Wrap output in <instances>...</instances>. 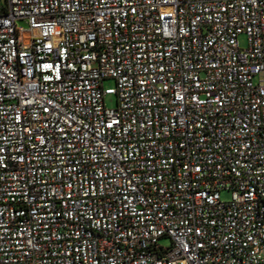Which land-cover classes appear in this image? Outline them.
Instances as JSON below:
<instances>
[{"label": "built area", "instance_id": "obj_1", "mask_svg": "<svg viewBox=\"0 0 264 264\" xmlns=\"http://www.w3.org/2000/svg\"><path fill=\"white\" fill-rule=\"evenodd\" d=\"M6 2L0 264H264V0Z\"/></svg>", "mask_w": 264, "mask_h": 264}, {"label": "rangeland", "instance_id": "obj_2", "mask_svg": "<svg viewBox=\"0 0 264 264\" xmlns=\"http://www.w3.org/2000/svg\"><path fill=\"white\" fill-rule=\"evenodd\" d=\"M239 44L242 49H246L248 46V40L246 35H241L239 37ZM104 88L106 90H115L116 89V81L113 79H108L104 81ZM105 106L110 109H115L118 106V97L113 95H108L105 97ZM231 197V194L229 191H223L222 192V199L224 201H228ZM169 243L167 239H164L161 241V245L165 246Z\"/></svg>", "mask_w": 264, "mask_h": 264}, {"label": "trees", "instance_id": "obj_3", "mask_svg": "<svg viewBox=\"0 0 264 264\" xmlns=\"http://www.w3.org/2000/svg\"><path fill=\"white\" fill-rule=\"evenodd\" d=\"M7 10V2L6 0H0V13L5 14Z\"/></svg>", "mask_w": 264, "mask_h": 264}]
</instances>
